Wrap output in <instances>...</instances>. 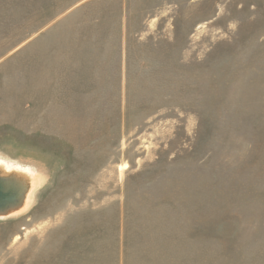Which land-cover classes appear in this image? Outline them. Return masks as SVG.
<instances>
[{
	"label": "rangeland",
	"instance_id": "rangeland-1",
	"mask_svg": "<svg viewBox=\"0 0 264 264\" xmlns=\"http://www.w3.org/2000/svg\"><path fill=\"white\" fill-rule=\"evenodd\" d=\"M0 199V264H264V0H0Z\"/></svg>",
	"mask_w": 264,
	"mask_h": 264
},
{
	"label": "bare ground",
	"instance_id": "bare-ground-1",
	"mask_svg": "<svg viewBox=\"0 0 264 264\" xmlns=\"http://www.w3.org/2000/svg\"><path fill=\"white\" fill-rule=\"evenodd\" d=\"M17 183L20 184V186L16 185L13 180H10L7 183V185L10 186V187L13 186V185L16 186L15 189H18L19 195L23 194V197L25 198V194L27 193V189L29 188V185H27V187H26V185L22 184V182L21 183L17 182ZM25 200H27V199L25 198ZM7 203L10 204L9 206H7L8 204L5 203L4 205L7 206V207H12L14 205V203L12 201L7 202ZM4 205H3V202L0 203V212L4 213L6 215L7 214L6 208L7 207L5 208Z\"/></svg>",
	"mask_w": 264,
	"mask_h": 264
},
{
	"label": "water",
	"instance_id": "water-1",
	"mask_svg": "<svg viewBox=\"0 0 264 264\" xmlns=\"http://www.w3.org/2000/svg\"><path fill=\"white\" fill-rule=\"evenodd\" d=\"M14 189H15V188H14ZM17 194H19V193L17 192ZM1 202H3V201L0 199V203H1ZM12 202H13V201H12ZM4 204H5V203H3V205H4ZM4 207L6 208L7 206L4 205ZM6 209H7V208H6Z\"/></svg>",
	"mask_w": 264,
	"mask_h": 264
}]
</instances>
